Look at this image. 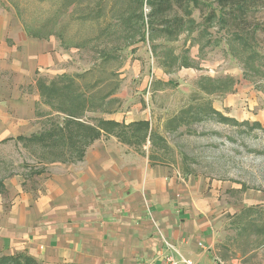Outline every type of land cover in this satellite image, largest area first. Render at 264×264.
Here are the masks:
<instances>
[{
    "label": "rangeland",
    "instance_id": "rangeland-1",
    "mask_svg": "<svg viewBox=\"0 0 264 264\" xmlns=\"http://www.w3.org/2000/svg\"><path fill=\"white\" fill-rule=\"evenodd\" d=\"M211 5L217 7L214 0ZM258 5L250 14L258 30L254 37L243 34L246 41L234 39L233 30L218 21L200 33L170 41L151 30L149 7L134 0H0V10L15 17L34 38L57 42L63 57L60 73L51 77L76 79L88 99L82 121L147 120L167 146H152L149 140L140 145L142 133L130 139L133 145L109 135L102 140L150 154L156 164L171 166L186 182L207 179L210 185L222 184L220 205L230 212L220 257L239 264H264V129L252 128H264V7ZM193 18L203 21L198 11ZM170 52L189 66L167 72L160 62ZM34 92L39 94L38 87ZM209 109L230 123H222ZM50 112L41 99L36 113L44 116L36 117L34 133L23 137L49 129ZM242 123L248 126L235 125ZM57 154L29 143L0 142V178L12 172L3 183L21 177L27 181L25 191L36 189ZM16 256L0 252V261Z\"/></svg>",
    "mask_w": 264,
    "mask_h": 264
},
{
    "label": "crops",
    "instance_id": "crops-1",
    "mask_svg": "<svg viewBox=\"0 0 264 264\" xmlns=\"http://www.w3.org/2000/svg\"><path fill=\"white\" fill-rule=\"evenodd\" d=\"M62 57L54 39L34 38L0 10V142L34 133V88L60 73ZM102 138L82 161L51 165L36 189L25 191L21 177L3 183L1 253L40 264H165L170 255L239 264L220 257L230 212L220 205L222 184L186 182L171 166Z\"/></svg>",
    "mask_w": 264,
    "mask_h": 264
},
{
    "label": "trees",
    "instance_id": "trees-1",
    "mask_svg": "<svg viewBox=\"0 0 264 264\" xmlns=\"http://www.w3.org/2000/svg\"><path fill=\"white\" fill-rule=\"evenodd\" d=\"M134 1L142 5L145 3L149 7L150 12L147 18L149 19L151 30H157L156 32L161 33L164 38L170 41H175L184 33L192 34L197 30L200 33L206 29L207 25L212 24L214 21H218L223 28L228 27L233 30V33H235L234 39L237 37L239 41H242V39L246 41L247 39L243 34L249 33L254 37L258 30L257 25L251 22L250 14L252 10L259 7V3L264 7V0H214L217 7H213L214 5H211V7L207 6L211 0ZM195 11H198L203 18L202 23H196L194 20L193 14ZM154 47L155 51H157L158 47ZM160 64L169 73L175 68L189 66L186 63L181 65L178 57L173 52L168 53L166 57L164 55ZM204 80H209L213 84L219 83V80L212 78L201 79V81ZM228 80L233 83L231 79ZM37 87L44 104L51 108V112L48 114V121L51 122V126L39 135H33L28 138L23 136H19L16 139L9 138L3 140L2 143L14 140L18 143H29L43 147V149L50 153L57 152V157L50 160L51 164L82 161L87 149L104 135L115 136L123 143L133 145L130 139L142 133V144L140 145L146 143L147 140L150 141L152 146L160 143L166 144V140L154 131L149 121H135L130 124L104 119L97 121V124L82 121L86 111L89 109L88 99L79 89L74 77L62 75L51 81L39 79ZM219 90L222 91L221 88ZM208 92L212 93L213 89L208 90ZM210 112L213 113V116L218 117L222 123H230V120L222 115L212 110ZM43 116L37 113V117ZM235 125L248 126V123ZM252 128L264 129L260 124H254ZM136 132L138 134H135ZM24 148L26 149L25 146ZM149 160L151 164H156L155 158L150 154ZM40 175L41 173H36V176ZM10 176H13L12 172L0 178L1 187L3 186V180ZM17 255L0 262L4 264H21L23 259L24 264H40L29 255L23 253Z\"/></svg>",
    "mask_w": 264,
    "mask_h": 264
},
{
    "label": "built area",
    "instance_id": "built-area-1",
    "mask_svg": "<svg viewBox=\"0 0 264 264\" xmlns=\"http://www.w3.org/2000/svg\"><path fill=\"white\" fill-rule=\"evenodd\" d=\"M166 246L172 249V246L166 243ZM165 264H193L189 259L181 258L180 261L175 260L171 255L166 258ZM215 264H222L219 259H216Z\"/></svg>",
    "mask_w": 264,
    "mask_h": 264
}]
</instances>
